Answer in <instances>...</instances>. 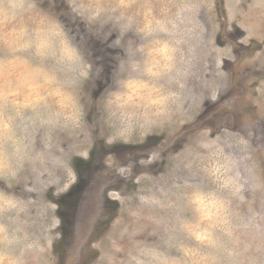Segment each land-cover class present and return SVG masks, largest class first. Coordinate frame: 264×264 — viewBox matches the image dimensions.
<instances>
[{
    "label": "rangeland",
    "instance_id": "1",
    "mask_svg": "<svg viewBox=\"0 0 264 264\" xmlns=\"http://www.w3.org/2000/svg\"><path fill=\"white\" fill-rule=\"evenodd\" d=\"M0 264H264V0H0Z\"/></svg>",
    "mask_w": 264,
    "mask_h": 264
},
{
    "label": "flooded vegetation",
    "instance_id": "2",
    "mask_svg": "<svg viewBox=\"0 0 264 264\" xmlns=\"http://www.w3.org/2000/svg\"><path fill=\"white\" fill-rule=\"evenodd\" d=\"M120 162H118V164H119ZM113 167L112 166H105L104 164H103V169H102V176H101V179H103V178H105V176L109 173V172H111V171H113V169H112Z\"/></svg>",
    "mask_w": 264,
    "mask_h": 264
}]
</instances>
